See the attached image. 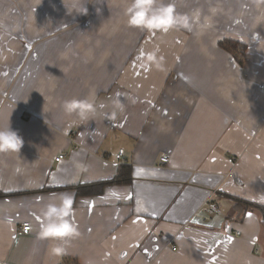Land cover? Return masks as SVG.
<instances>
[{
    "label": "crops",
    "instance_id": "1",
    "mask_svg": "<svg viewBox=\"0 0 264 264\" xmlns=\"http://www.w3.org/2000/svg\"><path fill=\"white\" fill-rule=\"evenodd\" d=\"M164 2L191 30L130 28L126 0H86L85 14L69 13L72 0H0V127L23 139L18 155L0 154V192L14 194L0 199V264H264V0ZM222 40L246 46L242 66ZM92 89L93 121L63 113ZM120 164L129 184L55 190L110 179ZM212 192L218 212L202 221ZM63 194L80 235L57 259L37 233Z\"/></svg>",
    "mask_w": 264,
    "mask_h": 264
},
{
    "label": "clouds",
    "instance_id": "2",
    "mask_svg": "<svg viewBox=\"0 0 264 264\" xmlns=\"http://www.w3.org/2000/svg\"><path fill=\"white\" fill-rule=\"evenodd\" d=\"M85 3L86 0H72L71 12L65 7L69 13L85 14L87 12ZM256 6L260 8L261 4L258 3ZM123 14L128 27L149 33H168L179 28L186 30L192 28L190 17L177 13L175 4L165 3L164 0H126ZM261 23H264V13L256 17L257 26ZM158 51L159 49H155L147 54V59L155 62L157 67L160 64L157 59ZM95 97V89H92L83 99L63 100L60 107L65 115L75 116L80 124H83L93 121L97 115L98 106ZM113 105L116 109H123V103L119 98L113 101ZM22 146L23 139L11 129L9 121L6 127H0V154L18 155ZM72 203L73 197L63 194L41 209L43 223L39 226L37 238L49 241V257L60 258L66 252L69 241L80 235L78 224L73 219ZM241 264H252V260L249 256L243 255Z\"/></svg>",
    "mask_w": 264,
    "mask_h": 264
},
{
    "label": "trees",
    "instance_id": "3",
    "mask_svg": "<svg viewBox=\"0 0 264 264\" xmlns=\"http://www.w3.org/2000/svg\"><path fill=\"white\" fill-rule=\"evenodd\" d=\"M218 46L225 50L227 53H229L236 63L240 66L243 65L244 62V53L246 50V46L243 43L240 42H235L231 40H222L218 42ZM131 167L126 164H120L118 168L116 169L115 174L112 176V178L104 180V181H99L95 183H89V184H78L75 186L67 187V188H59L55 190H72L75 192L76 196L78 195H93V194H98V192L105 186L107 185H121V184H129L131 181ZM54 189H42L40 192L43 191H55ZM14 194H5L0 192V199L2 198H9L13 196ZM17 195V194H15ZM21 195V193H20ZM235 201V206L239 209H244V208H255L258 206H255L251 203L245 202L243 200L239 199H233Z\"/></svg>",
    "mask_w": 264,
    "mask_h": 264
},
{
    "label": "built area",
    "instance_id": "4",
    "mask_svg": "<svg viewBox=\"0 0 264 264\" xmlns=\"http://www.w3.org/2000/svg\"><path fill=\"white\" fill-rule=\"evenodd\" d=\"M259 90L261 91L262 94H264V83L259 85ZM123 156V150H119L116 154V159L119 160ZM64 158L63 154L58 155L54 160L56 162H59ZM160 161L162 163H166L167 159L166 158H161ZM214 192L203 202V204L200 207V211L203 210L207 214H203V221L209 222L211 220V216L214 215L215 213L218 212V204L216 201L212 199ZM20 230L22 233L27 234L30 231V225L29 223H22L20 226ZM236 235H239L237 232ZM173 251H175V248H172Z\"/></svg>",
    "mask_w": 264,
    "mask_h": 264
},
{
    "label": "rangeland",
    "instance_id": "5",
    "mask_svg": "<svg viewBox=\"0 0 264 264\" xmlns=\"http://www.w3.org/2000/svg\"><path fill=\"white\" fill-rule=\"evenodd\" d=\"M240 66V65H239ZM115 174V173H114ZM200 211V210H199ZM197 214V213H196ZM203 214H207V213H205L203 210H201L200 212H198V214L195 216L196 218H198V219H201L202 221L204 220L203 219ZM211 220H212V216H211ZM210 220V221H211Z\"/></svg>",
    "mask_w": 264,
    "mask_h": 264
}]
</instances>
